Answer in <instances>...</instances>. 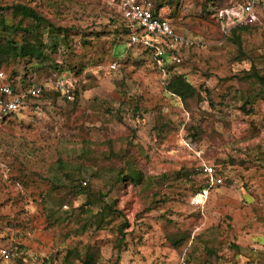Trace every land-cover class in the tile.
<instances>
[{
	"label": "rangeland",
	"instance_id": "obj_1",
	"mask_svg": "<svg viewBox=\"0 0 264 264\" xmlns=\"http://www.w3.org/2000/svg\"><path fill=\"white\" fill-rule=\"evenodd\" d=\"M250 1L154 0L201 43L163 71L111 0H0V46L43 54L0 72L29 84L59 66L80 91L0 128V264H264V87L246 77L264 75V0L236 36L216 13ZM174 76L194 93L171 94ZM11 245L29 260L4 261Z\"/></svg>",
	"mask_w": 264,
	"mask_h": 264
},
{
	"label": "built area",
	"instance_id": "obj_2",
	"mask_svg": "<svg viewBox=\"0 0 264 264\" xmlns=\"http://www.w3.org/2000/svg\"><path fill=\"white\" fill-rule=\"evenodd\" d=\"M111 5H115L122 18L129 24L134 25L140 31L132 33L130 44L142 46L153 53L155 60L160 67L165 62L166 50L177 54H172L169 62L180 64L182 62L181 52L186 49L200 46L198 42L190 37L182 36L177 33L170 20L162 14L163 9H155L151 0H111ZM256 0L243 3L242 5L226 8L219 12L218 18L223 25L224 35L236 27L254 25L258 21L255 11ZM78 79L70 73H64L57 81L51 82V88L61 92L68 101L74 99V90L78 84ZM48 91L49 88H46ZM44 89L41 87H30L20 92H15L14 88L8 83L7 76L0 72V128L10 114L25 109L28 105L32 106L31 100L42 97ZM34 105V104H33ZM33 109L40 114L39 106L34 105ZM202 172L210 179L211 185L222 184L221 179H217L213 167L204 165ZM209 189H203L193 198L194 205H204L208 200ZM26 250L18 245H11L1 250V257L6 262L26 263ZM34 260V259H33ZM41 264H50L41 259ZM35 261V260H34ZM180 264H189L186 260ZM258 264V263H252Z\"/></svg>",
	"mask_w": 264,
	"mask_h": 264
},
{
	"label": "trees",
	"instance_id": "obj_3",
	"mask_svg": "<svg viewBox=\"0 0 264 264\" xmlns=\"http://www.w3.org/2000/svg\"><path fill=\"white\" fill-rule=\"evenodd\" d=\"M151 1L153 2L155 9H161L162 8L160 5L157 6L156 3L154 2V0H151ZM256 6H257V4L255 5V7ZM226 8H231V7H226ZM226 8H221V9L217 10L216 13H218V11L226 9ZM14 10H15L14 13H17V14L19 13L23 17H30V18H33L34 20H37V21L40 19L39 16L33 10H31L30 8H28L26 6L18 5V6L14 7ZM119 15L122 18L120 13H119ZM124 22H125V20H124ZM254 25L244 26V27H236V28L231 30V34L236 36L238 33L242 32V31H244L250 27H253ZM138 31H140V29L136 28L132 24H129L128 27H126V34L129 36V44H130V39H131L132 33H135ZM192 39L195 40L196 42H198L199 45H201L199 40H197L195 38H192ZM131 46H133V45H131ZM45 47L46 46L44 45V48ZM54 47H56V45ZM32 49H34V47L31 44L22 46L19 49H17L15 46H6V44H4L3 46H0V59L2 61H5L4 59H6L7 57H10V56H13V58H19V57H22V58L34 57V58H36L35 56L40 58L43 55V54H40L39 50H32ZM182 52H184V50ZM32 53H36V54L33 55ZM165 54L166 55L164 58H165L166 63L164 64L163 67H161L163 71H165L166 67L178 66L182 63L181 62L180 64H176V63L175 64H168L169 58L172 56V54H177V53L175 51L170 52V51L166 50ZM64 73H70V74H72V76H74L78 79V75L73 73L71 70H60V67L56 66L55 72L48 74L47 76H45V78H43V80L37 81V83H34L33 79L27 80V81H29V84L25 83L26 80H23L22 82L18 83V82H16V80H11L8 76H7V81L14 88L15 92H17V93L26 89V88L41 87L42 86V88L45 91L42 95L43 97L48 96L49 98H51L53 100L54 99H57V100L61 99L64 102L69 103V104L74 103V102H76L77 97L80 95L79 82L76 85V89L74 90V99L72 101H68L67 98L65 96H63L61 92L55 91L51 88V86H49V85H51V82L57 81ZM246 77H247V79L256 80L262 87H264V75L261 74L260 72H255V70H254L252 73L248 74ZM78 81H79V79H78ZM46 88H49L48 91H46L47 90ZM167 90L171 94L177 95L178 97H180L182 99H186L187 95H192L194 93V89L192 88V86L184 78L177 77V76L172 77L170 83L167 86ZM32 110H34L33 106L28 105L25 109H21L17 112L10 114L9 117H7L5 119L4 124L5 123H14V121L20 120L24 117V115L28 116L29 115L28 113L33 112ZM19 247L21 248V246H19ZM22 249H24V248H22ZM250 264H252V263H250Z\"/></svg>",
	"mask_w": 264,
	"mask_h": 264
}]
</instances>
